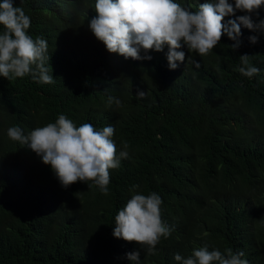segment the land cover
Segmentation results:
<instances>
[{"label":"trees","instance_id":"trees-1","mask_svg":"<svg viewBox=\"0 0 264 264\" xmlns=\"http://www.w3.org/2000/svg\"><path fill=\"white\" fill-rule=\"evenodd\" d=\"M95 2L13 0L31 19V38L47 41L54 82L0 76V264H136L126 258L135 251L139 264H179L176 254L204 246L264 264V33L241 25L238 51L224 34L207 56L183 46L186 60L171 70L168 46L149 50L151 60L110 53L89 28ZM174 2L195 12L208 0ZM252 19H264V8ZM244 54L260 70L251 78L238 71ZM61 114L76 127H114L117 157L128 156L109 169L108 195L92 181L63 188L50 165L7 135ZM153 192L170 235L147 254L113 231L133 195Z\"/></svg>","mask_w":264,"mask_h":264},{"label":"clouds","instance_id":"clouds-1","mask_svg":"<svg viewBox=\"0 0 264 264\" xmlns=\"http://www.w3.org/2000/svg\"><path fill=\"white\" fill-rule=\"evenodd\" d=\"M96 16L91 18L89 28L95 37L103 42L110 53H118L125 59L151 60L149 50L166 53L169 68L175 70L184 63L186 54L178 51L187 46L200 56H207L221 41L224 34L234 41L232 50L238 51L242 45L241 25L252 31L264 33V19L255 22L252 14L259 16L264 8V0H208L200 4L198 11L183 8L174 0H96ZM247 15L225 21V17L235 16L236 11ZM0 25L4 31L0 34V76L12 79L32 75L34 81L51 84L54 77L45 66L48 59V43L37 37L35 40L27 33L31 19L21 7H15L13 0L0 2ZM258 36H250L252 44L258 42ZM145 55H141V52ZM243 66L238 71L253 77L259 73L251 66L247 54L240 55ZM34 66V67H32ZM199 67V63L196 64ZM144 91L137 96L143 98ZM114 98H109L111 104ZM117 106L121 102L115 99ZM114 127L109 125L96 130L90 123L76 127L63 114L55 123L38 127L28 135L18 126L7 130L8 137L41 157L45 165H50L61 186L67 189L78 181H92L101 193L108 195L110 182L109 169L119 166L120 159L127 158V151L121 150L117 157V148L113 139ZM127 148V144L123 145ZM89 187L92 185L88 184ZM138 187V186H134ZM162 200L155 192L150 195L135 194L119 210L115 217L113 235L128 242H135L144 248L147 254H154L161 237L167 238L170 229L162 222L160 206ZM244 253H233L231 249L209 251L207 246L193 250L185 258L176 254L179 264H248L242 259ZM126 258L139 264L140 251L129 252Z\"/></svg>","mask_w":264,"mask_h":264}]
</instances>
